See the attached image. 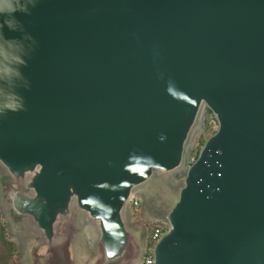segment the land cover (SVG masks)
I'll return each instance as SVG.
<instances>
[{
  "label": "water",
  "instance_id": "water-1",
  "mask_svg": "<svg viewBox=\"0 0 264 264\" xmlns=\"http://www.w3.org/2000/svg\"><path fill=\"white\" fill-rule=\"evenodd\" d=\"M205 108L153 264H264V0H0V198L29 263L137 264L127 204Z\"/></svg>",
  "mask_w": 264,
  "mask_h": 264
},
{
  "label": "rangeland",
  "instance_id": "rangeland-1",
  "mask_svg": "<svg viewBox=\"0 0 264 264\" xmlns=\"http://www.w3.org/2000/svg\"><path fill=\"white\" fill-rule=\"evenodd\" d=\"M216 129L215 117L205 108L187 145L183 167L167 174L155 172L151 180L134 191L138 206L131 210L127 205L125 219L129 227L140 232L142 242L150 224L166 220V214L176 199L186 168ZM31 236L29 230H23L11 223L0 198V264H30L26 257V248Z\"/></svg>",
  "mask_w": 264,
  "mask_h": 264
},
{
  "label": "built area",
  "instance_id": "built-area-1",
  "mask_svg": "<svg viewBox=\"0 0 264 264\" xmlns=\"http://www.w3.org/2000/svg\"><path fill=\"white\" fill-rule=\"evenodd\" d=\"M193 158L191 162L194 160ZM190 162V163H191ZM128 207L133 210L138 206V199L132 197L128 202ZM167 230V222L157 221L149 225L146 237L143 242L142 256L137 264H153V246L159 237Z\"/></svg>",
  "mask_w": 264,
  "mask_h": 264
},
{
  "label": "clouds",
  "instance_id": "clouds-1",
  "mask_svg": "<svg viewBox=\"0 0 264 264\" xmlns=\"http://www.w3.org/2000/svg\"><path fill=\"white\" fill-rule=\"evenodd\" d=\"M12 11H15V9H11Z\"/></svg>",
  "mask_w": 264,
  "mask_h": 264
},
{
  "label": "trees",
  "instance_id": "trees-1",
  "mask_svg": "<svg viewBox=\"0 0 264 264\" xmlns=\"http://www.w3.org/2000/svg\"><path fill=\"white\" fill-rule=\"evenodd\" d=\"M198 154V153H197ZM197 157V155L195 156V158Z\"/></svg>",
  "mask_w": 264,
  "mask_h": 264
},
{
  "label": "flooded vegetation",
  "instance_id": "flooded-vegetation-1",
  "mask_svg": "<svg viewBox=\"0 0 264 264\" xmlns=\"http://www.w3.org/2000/svg\"><path fill=\"white\" fill-rule=\"evenodd\" d=\"M141 256H142V253H141ZM141 256H140V257H141Z\"/></svg>",
  "mask_w": 264,
  "mask_h": 264
}]
</instances>
